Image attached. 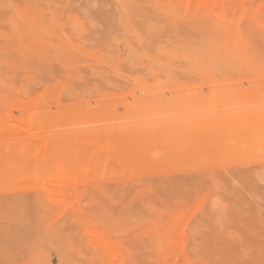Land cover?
I'll list each match as a JSON object with an SVG mask.
<instances>
[{
  "label": "rangeland",
  "instance_id": "374dc122",
  "mask_svg": "<svg viewBox=\"0 0 264 264\" xmlns=\"http://www.w3.org/2000/svg\"><path fill=\"white\" fill-rule=\"evenodd\" d=\"M0 264H264V0H0Z\"/></svg>",
  "mask_w": 264,
  "mask_h": 264
},
{
  "label": "bare ground",
  "instance_id": "6f19581e",
  "mask_svg": "<svg viewBox=\"0 0 264 264\" xmlns=\"http://www.w3.org/2000/svg\"><path fill=\"white\" fill-rule=\"evenodd\" d=\"M165 11H166V10H165ZM163 12H164V11H163ZM163 12H161V13H163ZM172 14H173V13H172ZM176 14H177V12H176ZM164 15L166 16V14H164ZM164 15H163V16H164ZM173 16H175V15H173ZM190 29H191V28H190ZM186 48H187V47H186ZM186 50H187V49H186ZM187 52H188V50L186 51V53H187ZM191 53H192V52H191ZM186 56H187V55H186ZM191 56H192V55H191ZM186 58H187V57H186ZM187 59H188V58H187ZM57 177H59V176H57ZM61 179H62V178H60V180H58V181L61 182ZM55 181H56V180H55ZM58 183H59V182H57V181L54 182V184H53L54 186H52V188L57 187V186L59 185ZM54 189H55V188H54Z\"/></svg>",
  "mask_w": 264,
  "mask_h": 264
}]
</instances>
